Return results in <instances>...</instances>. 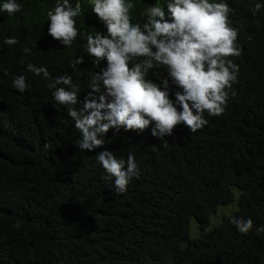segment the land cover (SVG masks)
<instances>
[{
	"label": "trees",
	"instance_id": "obj_1",
	"mask_svg": "<svg viewBox=\"0 0 264 264\" xmlns=\"http://www.w3.org/2000/svg\"><path fill=\"white\" fill-rule=\"evenodd\" d=\"M45 1L17 0L22 8L11 16L0 11V264H264V7L255 8L264 0H234L228 23L241 54L228 59L239 75L221 115L205 113L208 123L195 132L181 123L163 140L151 135L155 122L143 132L110 129L93 151L79 149L68 111L83 106L92 76L106 67L94 64L86 39L106 28L90 0H69L81 12L77 38L65 47L48 34L53 4ZM131 1L143 26L151 0ZM9 37L18 43L7 45ZM79 57L84 63L74 65ZM29 63L50 77L28 71ZM153 73L167 77L150 69L157 84ZM20 75L23 93L12 86ZM62 75L72 76L81 103L55 100L47 85ZM177 90L170 81L173 102ZM101 150L135 157L139 176L125 192L97 161ZM233 218H251L252 229L241 233Z\"/></svg>",
	"mask_w": 264,
	"mask_h": 264
},
{
	"label": "clouds",
	"instance_id": "obj_2",
	"mask_svg": "<svg viewBox=\"0 0 264 264\" xmlns=\"http://www.w3.org/2000/svg\"><path fill=\"white\" fill-rule=\"evenodd\" d=\"M45 2L55 6L53 10L52 6L48 8V34L65 47L71 46L79 32L73 18L80 14L81 5L77 3L73 8L69 0ZM90 3L106 34H86L87 52L95 58L96 66L106 61V67H99L92 76L83 106L68 111L81 135L80 150L103 148V137L110 129L120 127L143 132L155 122L151 135L162 140L172 135L181 123L195 132L208 123L205 113L219 116L225 111L228 90L239 75V66L228 57L241 54L236 43L238 29L229 27L228 23L234 0L147 1L139 18L146 20L143 26L135 23L138 19L132 16L135 5L131 0H90ZM261 7L264 5L258 3L256 11ZM21 8L17 0H6L0 5V11L9 16ZM5 43L15 45L18 40L9 37ZM24 52L29 53L30 49L25 48ZM82 63L83 57L73 62ZM153 68L167 72V77L153 73L160 79L159 84L147 79ZM27 69L50 77L46 67L29 63ZM170 81L179 89L175 92V102L169 99ZM12 86L25 92L26 77H15ZM47 86L55 89L53 96L59 104L81 103L79 87L72 83L71 75L59 76L54 84ZM177 105L181 110L178 111ZM96 159L109 177L115 178L113 186L117 193L125 192L132 179L139 176L131 153L125 160L112 151L101 150ZM232 223L243 234L253 227L251 218H233ZM258 232H264V226Z\"/></svg>",
	"mask_w": 264,
	"mask_h": 264
},
{
	"label": "rangeland",
	"instance_id": "obj_3",
	"mask_svg": "<svg viewBox=\"0 0 264 264\" xmlns=\"http://www.w3.org/2000/svg\"><path fill=\"white\" fill-rule=\"evenodd\" d=\"M233 208H234V203H230L228 205L218 207V209L216 210V212L211 217L212 221L213 222H217L218 219L220 218V215L222 213H227V212L231 211ZM192 223H193V221L191 222V224ZM208 228L209 227H207V229Z\"/></svg>",
	"mask_w": 264,
	"mask_h": 264
}]
</instances>
